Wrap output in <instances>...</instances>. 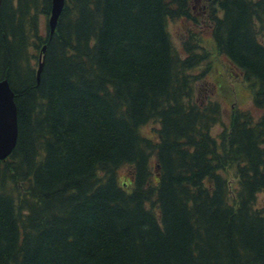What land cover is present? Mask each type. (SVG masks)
<instances>
[{
  "label": "trees",
  "instance_id": "trees-1",
  "mask_svg": "<svg viewBox=\"0 0 264 264\" xmlns=\"http://www.w3.org/2000/svg\"><path fill=\"white\" fill-rule=\"evenodd\" d=\"M192 2L252 91L216 135L200 30L179 51L167 28L198 22ZM51 4H0L18 124L0 160V264H264V0H65L50 33Z\"/></svg>",
  "mask_w": 264,
  "mask_h": 264
},
{
  "label": "rangeland",
  "instance_id": "rangeland-1",
  "mask_svg": "<svg viewBox=\"0 0 264 264\" xmlns=\"http://www.w3.org/2000/svg\"><path fill=\"white\" fill-rule=\"evenodd\" d=\"M193 12L197 16L198 22H194L187 19H175L168 23V31L171 39L179 51L182 50L181 44L189 37L190 32H199L200 30V42L201 45L209 52V73L206 74V78L202 80L201 85L204 88L200 91L202 102L207 100L218 101L221 106V123L216 124L211 129L214 135L218 134L223 125H227L229 122L230 114L235 109H252V91L248 82L242 79V76L234 72L227 64L224 56L217 54L213 47V41L211 39V30L208 20L205 18V13L202 9L205 8L200 2H192ZM207 15V13H206ZM42 25H46L47 15H40ZM200 20V21H199ZM35 57L32 59L33 65L38 61ZM204 66L197 68L196 72L203 69ZM158 121H150L140 128V132L155 138V129L158 127ZM129 166L123 165L118 168L116 176L119 182H128L127 176L130 175ZM130 186V184H128ZM260 203L264 204V196H259Z\"/></svg>",
  "mask_w": 264,
  "mask_h": 264
},
{
  "label": "water",
  "instance_id": "water-1",
  "mask_svg": "<svg viewBox=\"0 0 264 264\" xmlns=\"http://www.w3.org/2000/svg\"><path fill=\"white\" fill-rule=\"evenodd\" d=\"M2 0H0V4ZM64 5V0H52L48 26L50 33L54 31L57 19ZM41 70V63L37 70V77ZM18 124L17 108L14 93L7 79L0 80V160L5 159L17 143Z\"/></svg>",
  "mask_w": 264,
  "mask_h": 264
}]
</instances>
